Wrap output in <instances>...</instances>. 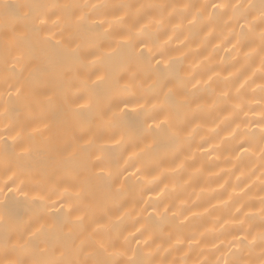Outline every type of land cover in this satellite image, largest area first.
I'll list each match as a JSON object with an SVG mask.
<instances>
[{
    "label": "bare ground",
    "instance_id": "1",
    "mask_svg": "<svg viewBox=\"0 0 264 264\" xmlns=\"http://www.w3.org/2000/svg\"><path fill=\"white\" fill-rule=\"evenodd\" d=\"M0 264H264V0H0Z\"/></svg>",
    "mask_w": 264,
    "mask_h": 264
}]
</instances>
